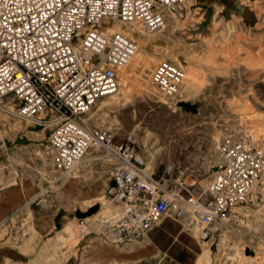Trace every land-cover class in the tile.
Listing matches in <instances>:
<instances>
[{
	"label": "rangeland",
	"instance_id": "374dc122",
	"mask_svg": "<svg viewBox=\"0 0 264 264\" xmlns=\"http://www.w3.org/2000/svg\"><path fill=\"white\" fill-rule=\"evenodd\" d=\"M183 1L186 17L170 18L162 31L148 34L132 27L138 32L135 54L148 60L132 69L131 91L123 101L109 104L108 99H101L97 106L102 110L93 107L84 120L90 127L108 128L120 139L132 135L150 172L160 177L168 170L171 183L200 191L220 164L218 147L223 139L240 140L264 152V0H222L212 6L200 0ZM115 26L121 31L130 28ZM165 59L184 73L175 96H167L150 82L153 68ZM188 73L191 88L186 83ZM50 133V128L43 130L0 110V134L10 148L0 175L6 181L1 184L16 181L21 187L41 190L33 206L66 217L71 226L66 225L58 235L54 249L64 244L69 252L82 236L99 237L103 232L99 220H84V226L78 227L80 220L93 218L101 208L105 218L117 213L105 194L114 163L104 160L79 165L55 181L57 172L43 150ZM95 154L101 155L93 150L85 158ZM54 181L62 185L54 188ZM92 206L98 207L95 213L78 217ZM242 213L243 220L224 228L213 242L204 243L194 234L200 246L198 264H264V194ZM164 217L154 228L165 223L168 216ZM160 234L168 244L174 239L168 229ZM147 237L148 232L144 239ZM104 249L106 245H100ZM113 253L116 263L122 255ZM153 253L142 242L138 247L130 244L126 251L133 260Z\"/></svg>",
	"mask_w": 264,
	"mask_h": 264
},
{
	"label": "built area",
	"instance_id": "2783aa9c",
	"mask_svg": "<svg viewBox=\"0 0 264 264\" xmlns=\"http://www.w3.org/2000/svg\"><path fill=\"white\" fill-rule=\"evenodd\" d=\"M186 14L183 0H0V110L50 128L43 150L57 172L55 181L89 151L114 161L105 194L117 213L104 221L106 238L113 242L140 239L164 216L213 242L264 194V152L240 140L221 141L220 164L199 191L155 178L132 135L120 139L84 120L101 99L117 92L118 69L137 50L133 39L110 28L137 26L157 33L170 18L182 20ZM150 77L161 92L175 96L184 73L165 59ZM7 149L0 134V152Z\"/></svg>",
	"mask_w": 264,
	"mask_h": 264
},
{
	"label": "crops",
	"instance_id": "0c3cea01",
	"mask_svg": "<svg viewBox=\"0 0 264 264\" xmlns=\"http://www.w3.org/2000/svg\"><path fill=\"white\" fill-rule=\"evenodd\" d=\"M200 1L204 5L212 6L222 0ZM26 140L31 139L26 137ZM9 151L10 148L0 152V175L5 170L3 163L6 162ZM147 170L149 171L148 168ZM150 173L157 179L165 178L170 181L168 170L160 177ZM1 181L5 182L6 179L0 177V264H135L139 261L144 264H185L186 260L182 254L179 255L178 252L171 250L173 240L168 244L160 234V231L167 230L169 218L165 219L162 226L148 230V237L152 238L155 246V249L151 247L154 251L151 257L140 255L133 260L126 254L130 244L136 247L141 242L142 245L145 244L143 242L145 235L134 242L125 244L107 239L108 226L104 221L108 219L101 221L103 232L99 237L94 234L84 235L79 239L78 245L69 252L65 251L64 244L54 249L55 246H58V235L62 233L66 225H70L67 223L66 217L34 208L33 204L40 197L41 190L30 186L21 187L16 185V181H9L2 185ZM68 220L70 221L71 218ZM83 222L84 220H80L78 227L84 226ZM179 226V229L186 231L183 224ZM71 228L75 230V227ZM103 244L106 245V249L101 251L100 245ZM28 247H32L33 250L26 251ZM114 251L120 252L122 255V258L116 259V263H114Z\"/></svg>",
	"mask_w": 264,
	"mask_h": 264
},
{
	"label": "bare ground",
	"instance_id": "6f19581e",
	"mask_svg": "<svg viewBox=\"0 0 264 264\" xmlns=\"http://www.w3.org/2000/svg\"><path fill=\"white\" fill-rule=\"evenodd\" d=\"M109 31L122 33L123 35H126V36L132 38L133 40H134L135 35L138 33V32H136L135 29H132V27H130L129 30H127V31H121L115 25L112 28H110ZM147 38H148V36H147ZM144 43H145V41H144ZM143 46L148 47L149 45L145 44ZM147 60L148 59H146L144 56L140 57L139 53H137V54H134L133 57H131L129 59V61L124 66L120 67V77H118L119 88H118L117 92L114 95H111V96H108V97L104 98V99H108V101L106 103L109 102V104H116V103H119V102H121V101H123L125 99L126 94H128L131 91L132 75H133L132 74V69L137 64H141L143 62H146ZM149 61H152V60H149ZM188 74H189V76H188V80L186 81V83H187V87L191 88L193 83H192V80L190 78V73H188ZM150 82H151V77H150ZM120 89H121V91H120ZM122 89H123V91H122ZM143 90L146 91V92H150L149 88H144ZM105 106H107V105H105ZM94 107L97 108L98 107L97 104ZM98 110L101 111L102 110L101 107H98ZM89 113H90V111H89ZM97 151L98 150H95V152H97ZM104 160L108 161L110 159H107L106 157H103L102 155L95 154V155L88 156L86 158L84 157L83 161L79 165H83V164H86V163H89V162L104 161ZM110 161H112V160H110ZM112 162L114 163V161H112ZM79 165L77 167H79ZM75 178H76V176H75ZM54 183H55L54 188L59 187V186L62 185V184H59L58 182H55V181H54ZM164 218L165 217H162L154 226L156 227L159 224V222L161 223L164 220ZM168 218H169L170 221L168 222L167 229L170 230V232H172L174 234L173 247H174V245L177 246L176 249L172 247L171 250L173 252L174 251L178 252L179 255L182 254L183 258L186 260L184 262L185 264H198L197 254L200 251V246L194 240V234L197 235V232L195 230H187L181 220L175 219L172 216H168ZM90 219H97L101 223V221H103L104 219H109V218L102 217V208H101L99 210V212L97 214H95V216L93 218L86 217L83 220H90ZM172 224H174V226H172ZM181 224H183V227L186 229V231H182L181 229H179L180 228L179 225H181ZM154 226H152L150 229H153ZM197 238L199 239L198 235H197ZM199 240L204 242V243H208L209 242V241H206V240H201V239H199ZM143 242H145V244H148L151 247H153V249H155V246H154V244L152 242V238L147 237L146 239H144Z\"/></svg>",
	"mask_w": 264,
	"mask_h": 264
},
{
	"label": "water",
	"instance_id": "95a60500",
	"mask_svg": "<svg viewBox=\"0 0 264 264\" xmlns=\"http://www.w3.org/2000/svg\"><path fill=\"white\" fill-rule=\"evenodd\" d=\"M98 210L97 206H92L90 209L87 211L86 214H78V217L80 218H85L86 216L95 213Z\"/></svg>",
	"mask_w": 264,
	"mask_h": 264
}]
</instances>
